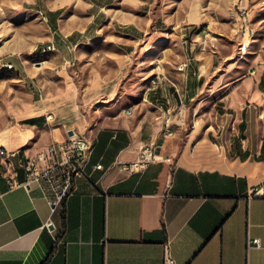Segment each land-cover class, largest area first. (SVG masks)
Returning a JSON list of instances; mask_svg holds the SVG:
<instances>
[{"label":"crops","instance_id":"obj_1","mask_svg":"<svg viewBox=\"0 0 264 264\" xmlns=\"http://www.w3.org/2000/svg\"><path fill=\"white\" fill-rule=\"evenodd\" d=\"M43 5L46 15L37 12L49 33L8 60L22 87L2 111L0 146L18 152L12 161L19 182L21 163L53 142L84 134L92 151L85 176L55 211L40 186L9 187L0 166V264H165L166 251L174 264H264V73L221 95L208 121L199 108L190 110L206 87L193 44L183 46L176 64L170 45L154 48L148 72L159 74L160 88L149 83L142 91L132 82L151 47L140 4ZM188 19L198 24L199 10ZM200 34L208 37L207 29ZM185 36L181 30L182 45ZM149 143L158 160L121 167Z\"/></svg>","mask_w":264,"mask_h":264},{"label":"rangeland","instance_id":"obj_2","mask_svg":"<svg viewBox=\"0 0 264 264\" xmlns=\"http://www.w3.org/2000/svg\"><path fill=\"white\" fill-rule=\"evenodd\" d=\"M45 1L47 0H0V126L4 123L2 111L7 106L10 94L22 87L19 81H14V69L7 67L8 60L12 56L26 55L17 50L30 47L38 38L49 33V23L37 12L40 9L45 14ZM131 1L140 4V14L146 17V30L150 31L146 38L150 39L151 47L145 54V65L142 70L132 72V82L139 81L140 85H144L141 87L142 91L155 81V78L152 79L153 73L148 72L153 67L150 62H153L154 48L166 44L172 47L169 60L175 64L181 60L183 46L189 49L191 44L194 45L195 59L192 62L204 65L206 87L200 100L191 102L190 110L199 108L200 115L203 114L202 117L208 121H212L210 113L214 109V103L220 104L218 99L221 95L244 78L257 76L260 71L264 73V0H253L246 21L250 26L249 33H246L245 26L238 19L235 0ZM194 8L199 10L201 17L198 24L188 21ZM152 18L154 21L151 23ZM204 29L208 32L206 38L200 34ZM181 30L187 31L184 45L180 37ZM153 31L157 33L153 34ZM156 82L160 87L162 78L159 74ZM191 125L190 118L188 128Z\"/></svg>","mask_w":264,"mask_h":264},{"label":"built area","instance_id":"obj_3","mask_svg":"<svg viewBox=\"0 0 264 264\" xmlns=\"http://www.w3.org/2000/svg\"><path fill=\"white\" fill-rule=\"evenodd\" d=\"M238 18L242 21L245 29L250 31L247 24V18L250 12L249 0H236L235 3ZM46 47H54L48 44ZM190 64V59L182 62V67H177L180 72H185ZM153 89L156 86V78ZM156 105L165 108V103L157 100ZM131 110L127 112L130 114ZM173 130V120L171 114L166 112L164 119V135L170 138V131ZM92 151L91 144L84 134H76L60 142H53L49 146L40 150L35 156L27 157L22 163L25 174V180H17V172L12 159L17 156V151L8 150L0 146V166L1 174L9 187L24 186L30 188L32 185L40 186L49 203L52 211L62 207L64 202L72 195L75 190L76 179L85 176V167L89 161ZM158 160L157 146L149 143L142 146L138 153L137 160L122 164L121 167L128 171L145 168L150 163ZM102 165H97L101 168ZM251 245H260L259 239H253L249 242ZM165 264H174L166 251Z\"/></svg>","mask_w":264,"mask_h":264},{"label":"bare ground","instance_id":"obj_4","mask_svg":"<svg viewBox=\"0 0 264 264\" xmlns=\"http://www.w3.org/2000/svg\"><path fill=\"white\" fill-rule=\"evenodd\" d=\"M47 51H50V50H54V47H46L45 48ZM7 67L8 68H10V69H12V65L11 64H7ZM178 67H182V63L178 66ZM155 84V81H152V84L150 85V87H152L153 88V85ZM159 84V83H158ZM156 86H158L157 85V82H156ZM160 109H162V107L161 106H158ZM171 120H172V117H171ZM51 144H53V143H51Z\"/></svg>","mask_w":264,"mask_h":264},{"label":"water","instance_id":"obj_5","mask_svg":"<svg viewBox=\"0 0 264 264\" xmlns=\"http://www.w3.org/2000/svg\"><path fill=\"white\" fill-rule=\"evenodd\" d=\"M53 226H50V228H52Z\"/></svg>","mask_w":264,"mask_h":264}]
</instances>
